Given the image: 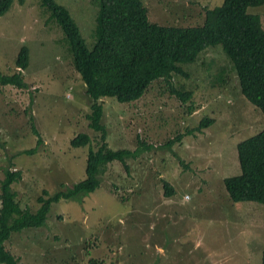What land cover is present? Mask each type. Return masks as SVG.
Listing matches in <instances>:
<instances>
[{
	"label": "rangeland",
	"instance_id": "rangeland-1",
	"mask_svg": "<svg viewBox=\"0 0 264 264\" xmlns=\"http://www.w3.org/2000/svg\"><path fill=\"white\" fill-rule=\"evenodd\" d=\"M55 1L70 11L88 46H93L97 5L91 0ZM143 1L152 21L178 26L196 25L205 9L223 2ZM46 13L39 0L22 5L15 0L0 16V72L15 71L19 47L29 48V64L22 71L26 86H0V187L7 168L19 171L21 179L10 188L20 208L31 211L39 208L40 196L51 197L86 178L91 144L73 147L71 140L87 132L98 147L101 137L89 126L92 99L64 33ZM247 13L260 14L264 22V5L248 8ZM181 66L189 71L187 83L196 77L194 94L186 103L161 92L159 84L133 102L101 98L111 149L133 151L137 138L152 147L128 160V171L119 163L108 165L100 187L83 205L60 201L52 206L44 226L13 231L6 247L22 264H32L27 242L33 249L48 244L52 248L62 241L58 239L65 234L62 229L80 235L78 241L71 237L67 242L78 261L66 264H89L88 250L102 259L100 264H263L264 205L230 202L223 180L239 175L235 144L263 130L264 115L238 91L220 44L200 52L193 65ZM222 67L225 82L211 84L210 78ZM178 77L175 81L185 80ZM190 104L193 110L186 113ZM204 117L213 123L194 135L183 134ZM178 133L183 134L181 139L166 146ZM38 138L35 154L22 153L34 149ZM164 181L173 186V196H165ZM63 246L60 250L65 252L64 241Z\"/></svg>",
	"mask_w": 264,
	"mask_h": 264
},
{
	"label": "trees",
	"instance_id": "trees-1",
	"mask_svg": "<svg viewBox=\"0 0 264 264\" xmlns=\"http://www.w3.org/2000/svg\"><path fill=\"white\" fill-rule=\"evenodd\" d=\"M15 0H0V16L6 14ZM40 7L48 15L47 20L58 25L63 31L73 56V63L86 85V92L92 99L91 112L87 114L89 126L101 134L100 145L94 147L92 137L87 132L78 133L72 140L73 147L90 145L86 165V178L51 197L40 196L39 208L31 211L22 210L16 194L10 185L21 179L19 171L4 172L0 187V263L22 264L19 257L6 247V240L13 231L20 232L27 228H39L46 224L48 213L53 205L60 201H72L83 205L85 199L100 187V177L108 165L119 163L128 171L127 161L137 159L145 150H150L145 140L137 138L135 150H113L106 142V128L102 122L103 106L101 98L112 97L120 103L133 102L155 85H160L161 92H169L186 103L194 94L195 78L186 82L189 71L182 64L197 61L200 52L220 44L235 76L238 91L245 99L261 110L264 115V22L260 14H248V8L264 5V0H223L213 9H205L204 15L196 25L178 26L171 23L159 24L152 21L143 0H91L97 5L98 14L95 28V42L88 46L78 22L70 11L55 0H39ZM22 5L25 0H18ZM204 65V62H202ZM213 60L207 66L213 68ZM29 64V48L22 44L15 56V71L0 72V86L12 85L25 87L22 71ZM211 69V70H210ZM225 68H220L212 75L210 83L222 84ZM211 73H209L210 75ZM184 81H175L179 78ZM166 83V85H165ZM192 104L186 106V113H191ZM34 123V117H31ZM213 123L210 117L202 118L199 123L183 134L194 135ZM33 129L36 134L38 131ZM176 134L166 142L170 147L182 137ZM41 139L38 138L32 150L22 153L35 154ZM93 146V147H92ZM236 159L240 173L223 180L229 200L232 203L255 202L264 205V129L248 136L235 144ZM165 196L174 194L170 182L164 181ZM44 195L48 193L43 191ZM57 219H63L57 215ZM65 234L59 237L51 248L33 249L30 241L27 247L32 252V264H66L78 261V256L67 246L71 237L78 241L79 233L62 229ZM57 239V240H58ZM65 242L66 251L62 249ZM89 264H100L98 255L86 251ZM264 264V251H263Z\"/></svg>",
	"mask_w": 264,
	"mask_h": 264
}]
</instances>
